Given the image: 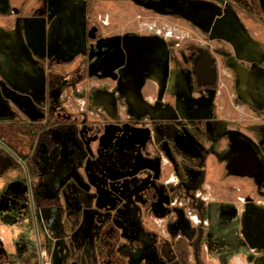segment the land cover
Segmentation results:
<instances>
[{
    "label": "rangeland",
    "instance_id": "obj_1",
    "mask_svg": "<svg viewBox=\"0 0 264 264\" xmlns=\"http://www.w3.org/2000/svg\"><path fill=\"white\" fill-rule=\"evenodd\" d=\"M225 2L228 4H224ZM8 6L10 10L21 8L20 17L36 15L35 10L41 7V0H9ZM262 10L260 0H60L48 19L43 37L48 41L52 39L50 35L62 33L63 48L59 55L61 60L54 63L55 52L46 50L43 67L37 61L41 68L35 71L41 77L45 76L48 81L45 87L42 84L38 101L29 100L25 110L33 112L44 109V123L49 127L63 123L74 124L80 131L83 127L86 128L89 132L86 136H90L89 149L102 157L108 150L100 144L107 137L109 128L123 127L128 131H137L141 137V141L136 143L137 146L127 144L123 147L122 158L128 164L127 169L132 172H152V184L147 191L155 194L157 208L142 221L141 232L144 237H149V241L145 239L141 243L123 242L119 246V252L121 248L130 249L132 256H127L129 264H234L236 258L242 256L240 253L231 257L222 254L223 249L228 246L227 241L222 240V237L230 236L228 226L226 229H214L211 224L194 223L190 218L197 214L200 219H207L211 201L216 200L224 205L233 203L235 198L231 197L230 186L240 189V196L253 194L250 197L252 200L262 199L264 194L255 190L252 192L249 181L241 177L224 180L223 186L218 185L219 167L215 157L220 146H215V142L212 151L205 157L207 168L204 178L197 186L187 187L186 183L191 178L188 173L198 167V160L188 159L185 150L179 149L173 134L182 136L185 130L183 126H186L191 132L196 131V137L202 146L208 148L210 144L205 129L219 118L223 119L224 126L242 130L262 125L264 68L259 66L264 64V60L251 63L248 58L258 57V53L252 49L253 41L257 40L264 47ZM220 15H223L222 19H215ZM10 17V11L0 8V25L3 24L4 30H8ZM107 17L110 24L105 26L102 20ZM87 33L91 34L89 40L98 36L120 35L135 43L134 45L143 47L152 46L155 39L161 41L168 72H176L180 80H183L184 71L188 70L185 63L187 53L194 47L209 50L219 64L218 85L209 98L211 111L208 112L209 107H199L197 104L192 110L196 113L193 116H189L187 112L184 115L163 114L159 117H152L146 112L134 113L130 109L133 105L129 99L130 93L124 92L125 87L118 84L115 75L109 78V75H92L88 72L87 56L81 51L86 49ZM237 37L240 43L237 42ZM232 46L237 47L234 49ZM221 52L229 56L227 65L222 63L223 59L219 56ZM15 69L18 70L17 67ZM259 69L260 74L257 73ZM51 77L62 78V84L53 88L50 84ZM235 82L239 84L242 100L234 90ZM14 88L13 94L26 92L19 86ZM166 93L163 90L156 102L175 107L176 93L170 96ZM152 94L150 91H146L144 95L139 92L145 98L152 97ZM3 96V104L9 108L0 107L5 110L0 112V121L23 119L25 116L19 103L7 95ZM105 96L110 97L113 108L111 113L100 102ZM17 113L22 116L18 117ZM25 119L28 120L27 117ZM239 134L254 143L260 139L256 133L253 134L254 140L250 138V134ZM82 141L87 143L86 140ZM120 148L113 147L109 151L115 153ZM84 167V161L78 165L81 174L85 172ZM0 169V176L3 178V184L0 185V230L9 241L14 240L22 231L21 236L11 245L15 249L13 263L10 262L12 256L8 255L7 239L0 231V245L7 248L3 254L0 252V264H38L37 237L39 235L43 244L45 235L41 229L36 230L28 185L25 186L22 180H14L18 167L9 160L2 148ZM208 186L211 187L207 188ZM10 192L19 195L18 199L21 198L16 210L18 214L14 218L29 213L21 221V226L11 222L14 218L10 214V208L14 201L9 202L5 198ZM204 198L208 200L203 201ZM251 205L254 207V204ZM250 215L254 228L258 226L259 230L250 228L252 237H248L244 229V219H241L238 236L244 238L252 248L264 243V215L260 210L253 211ZM221 216L226 221L230 219L222 214ZM138 248L143 250L139 260L134 256ZM232 251L236 250L231 249L230 252Z\"/></svg>",
    "mask_w": 264,
    "mask_h": 264
},
{
    "label": "flooded vegetation",
    "instance_id": "obj_2",
    "mask_svg": "<svg viewBox=\"0 0 264 264\" xmlns=\"http://www.w3.org/2000/svg\"><path fill=\"white\" fill-rule=\"evenodd\" d=\"M59 1L41 0V7L35 10L36 15L23 16L29 19L30 28L36 26L33 31L28 30L25 33L26 42L31 45L29 57L22 59L23 55L17 48L21 40V33L17 29L20 27V21L16 22L14 32L10 30L7 33L10 47H7L5 53L0 52L7 57L6 61L0 54V107L9 108L3 104L5 100L3 94L7 95L19 103L25 117L20 121H0V148L18 167L14 180H22L25 186L28 185L36 230L41 229L45 235L43 244L39 235L37 237L38 264H54L55 250L58 259L60 258V264H129L127 256H132L130 249L121 248L119 252V246L123 242L141 243L145 239L149 241V237H144L141 232L142 221L157 208L155 194L152 195L153 193L147 191L152 184V172L147 171L143 174L132 172L127 169L128 164L122 158L123 147L127 144L137 146L136 143L141 141L137 131H128L123 127L109 128L107 137L100 144L108 150L102 157L89 149L90 136H86L88 132L86 128L83 127L80 131L74 124L63 123L49 127L44 123L43 118L46 114L44 109L33 112L25 110L29 100L38 101V97H41V86L43 84L45 87L48 81L45 76L41 77L35 71L41 68L40 65L43 67L46 50L55 52L54 63H59L61 60L59 55L63 48L62 33L50 35L52 39L48 41L45 36L43 37L47 21ZM260 2L264 10V0ZM8 4L9 0H0V8L10 11L12 17L21 18L19 14L21 8L10 10ZM222 18L223 15H220L215 19ZM102 23L105 26L109 25V18L102 20ZM233 32L236 34L235 31ZM87 35L86 49L81 51L86 53L88 72L92 75H109V78L115 75L118 84L125 87L124 92L129 91V99L133 103L130 109L134 113L146 112L152 117H159L163 114L184 115L187 112L189 116H193L196 113L192 110L197 104L199 107L210 106L209 98L216 90L219 81V64L209 50L194 47L187 53L185 63L188 70L184 71L183 80H180L176 72H168L162 42L157 39L153 41L152 46L143 47L134 45L135 43L127 41L120 35L98 36L92 40H89L91 34L87 33ZM236 40L240 43L238 37ZM251 45L254 52L258 53L259 59L249 56L251 63L264 60V47L257 40ZM232 47L235 49L237 46ZM219 56L223 59L222 63L226 64L229 56L224 52ZM10 58L13 62L8 61ZM17 58L21 60L18 61ZM259 67L264 68V64ZM257 73H261L260 69ZM234 76L236 79V74ZM51 79L50 84L53 88L62 84L60 77H51ZM30 80L35 83H30ZM234 85L238 98L242 100L239 84L235 82ZM15 86L26 92L19 91L13 94ZM163 90L167 91L166 94L169 96L176 93L175 107L156 102ZM146 91L153 92L152 97L145 98L139 95V92L144 95ZM103 100L100 101L101 104H105L107 112L111 113L113 108L110 97L105 96ZM254 110L259 112L257 109ZM4 111L0 109V112ZM210 111L211 107L208 108V112ZM17 115L22 116L18 113ZM26 117L28 120L25 119ZM183 128L185 130L182 136L174 133L173 137L177 139L179 149L185 150L190 161L198 160V167L188 173L191 178L186 183L187 187L197 186L204 178V171L207 168L205 157L212 151L215 142V146H220L219 153L215 157L216 165L219 167L218 185L223 186L224 180L241 177L249 181L252 192L255 190L264 194V188H261L264 186V121L262 125L242 130L238 127L224 126L223 119L219 118L216 123L205 129L210 144L208 148L202 146L196 137V131L191 132L186 126ZM240 132L250 134L252 140L255 139L253 134H259L260 139L254 143L241 136ZM82 140H86L87 143ZM113 147L122 148L112 153L109 150ZM83 161L85 172L81 174L78 165ZM184 166L186 167L187 163ZM1 184L3 178L0 176ZM20 187L24 189L23 186ZM229 190L231 197L235 198L233 203L224 205L216 200L211 201L207 219H200L197 214L190 219L194 223L211 224L214 229L228 226L230 236L222 237L223 241H227L228 246L223 249L222 254L231 257L240 253L242 256L237 257L234 264H264V243L258 242V245L250 248L248 242L238 236L239 223L244 219L246 234L252 237L247 218L255 207L264 214V198L252 200L250 197L253 194L240 196L238 194L240 189L233 186H230ZM18 196L13 192L5 196L9 202L14 201L10 208L12 218L18 214L16 210L19 206L18 200L21 199L20 197L18 199ZM251 204H254V207ZM27 214L29 213L19 215L11 222L21 226V221L26 219ZM221 214L230 219L228 221L222 219ZM2 233L7 239L5 233L3 231ZM21 233L22 231L14 240L7 239L8 255L12 256L11 263L14 262L13 257H15V249L11 245L17 241ZM57 243L60 244L57 246ZM4 249L0 245L1 254L4 253ZM231 249L236 251L230 252ZM5 250L7 251V248ZM142 251V248H138L134 255L135 259H140Z\"/></svg>",
    "mask_w": 264,
    "mask_h": 264
},
{
    "label": "crops",
    "instance_id": "obj_3",
    "mask_svg": "<svg viewBox=\"0 0 264 264\" xmlns=\"http://www.w3.org/2000/svg\"><path fill=\"white\" fill-rule=\"evenodd\" d=\"M18 20L20 21V27H17V29L20 31V35H21V40L19 42V44L17 45V48L20 49V54L23 55L22 59H25L26 57H29L30 55V44L27 43V36L25 37V33L28 32V30H31L33 31L34 29H36L35 27L36 26H32V28H30L29 26V19L28 18H24V17H21V18H17V17H10L8 19V22H9V27H8V30H12V32L15 31V26H16V22H18ZM3 25V24H2ZM0 25V52H6L7 51V47H10V44H9V40H8V37H7V33L9 32L8 30H4L3 26ZM1 54V57H4V59L7 61V57L3 55V53H0ZM19 57V56H18ZM18 61L21 60L20 58H17ZM4 61V62H6ZM8 61H12L13 60L10 58ZM15 63V62H14ZM22 76V75H21ZM23 77V76H22ZM30 83H35V81L33 80H30L29 81ZM39 84V82H38Z\"/></svg>",
    "mask_w": 264,
    "mask_h": 264
},
{
    "label": "water",
    "instance_id": "obj_4",
    "mask_svg": "<svg viewBox=\"0 0 264 264\" xmlns=\"http://www.w3.org/2000/svg\"><path fill=\"white\" fill-rule=\"evenodd\" d=\"M253 211L256 212V211H257V208L255 207L252 211H250V214H252ZM250 214L248 215V218H247V224L250 225L251 228L253 229L255 225L253 224V221L251 220V217H250L251 215H250ZM263 215H264V214H263ZM255 221H256V220H255ZM255 221H254V223H255ZM257 222H259V221H257ZM256 228H257V230H259L260 227L257 226V227H255L254 229H256ZM59 244H60V243H57V246H58ZM61 250H62V249L60 248L59 251H61ZM57 255H58V253H57V251L55 250V253H54V259H55V260H54V264H60V262H61V261H60V258L58 259V256H57Z\"/></svg>",
    "mask_w": 264,
    "mask_h": 264
}]
</instances>
